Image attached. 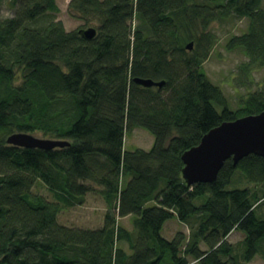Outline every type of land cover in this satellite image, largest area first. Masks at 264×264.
Instances as JSON below:
<instances>
[{
	"label": "trees",
	"instance_id": "obj_1",
	"mask_svg": "<svg viewBox=\"0 0 264 264\" xmlns=\"http://www.w3.org/2000/svg\"><path fill=\"white\" fill-rule=\"evenodd\" d=\"M263 1L71 0L73 17L98 24L89 40L55 18L56 0H12L11 16L0 17V264L264 259V157L227 160L213 183L189 186L182 173L183 154L212 128L264 112V85L232 110L203 69L215 44L211 24L232 15L250 23L229 48L245 51L244 70L264 67ZM136 78L165 84L144 87ZM135 128L153 134L149 150H126ZM37 131L69 145L7 143L13 133ZM238 171L254 190L236 185ZM38 182L53 201L34 192ZM97 188L108 208L100 228L60 224L65 208ZM129 215L133 231L118 222ZM174 218L189 235L163 236ZM239 231L241 254L228 240Z\"/></svg>",
	"mask_w": 264,
	"mask_h": 264
},
{
	"label": "rangeland",
	"instance_id": "obj_2",
	"mask_svg": "<svg viewBox=\"0 0 264 264\" xmlns=\"http://www.w3.org/2000/svg\"><path fill=\"white\" fill-rule=\"evenodd\" d=\"M70 1L71 0H56L60 12L55 14V18L63 22L64 27L68 32L78 29H88L90 27L98 28V24L96 23L85 25V22L82 19L73 17L69 10ZM196 1L202 2L205 0ZM261 7L264 8V1L262 2ZM12 10V0H0L1 18L11 16L13 12ZM249 23L250 21L248 18L232 15L229 18L213 22L209 28L215 36V44L210 51L208 59L203 64V69L210 81L223 90L228 99L229 108L232 110L240 109L244 100L264 85V67L250 71L244 70L243 66L249 61L245 51L240 47L231 49L228 45L229 40L233 36L241 35L248 31ZM133 24L136 26L138 20H134ZM218 110L221 111L222 108H218ZM30 134L38 138L51 139L40 131L32 132ZM153 142L154 136L151 132L143 128H135L127 132L124 145L128 151H134L136 149L149 150L152 147ZM236 178L240 179L236 184L237 186L249 187L254 190L255 185L249 184L244 178H242L239 171L236 173ZM228 188L230 189L232 186L229 185ZM99 190L100 189L97 188L96 191L89 193L83 204L65 208L58 217L60 224L83 229L100 228L102 226L101 215L103 207L106 208L107 204L98 192ZM34 192L44 195L51 201L54 200L52 192L40 182L34 187ZM260 212L264 213V204L261 207ZM118 222L123 227L126 226L127 229L133 231L132 219H118ZM180 231L185 232L187 235L190 234V228L181 224L177 219H171L165 226L163 236L172 240ZM243 239L244 233L241 231L234 232L228 239L233 244L235 253L241 254L243 250ZM123 246L127 248L126 243H123ZM203 249H206V246L203 245ZM165 260H169V258H166ZM247 264H264V259L261 255H257Z\"/></svg>",
	"mask_w": 264,
	"mask_h": 264
},
{
	"label": "water",
	"instance_id": "obj_3",
	"mask_svg": "<svg viewBox=\"0 0 264 264\" xmlns=\"http://www.w3.org/2000/svg\"><path fill=\"white\" fill-rule=\"evenodd\" d=\"M80 34L89 40L97 35V29H81ZM191 50L193 43L188 45ZM135 81L144 87H162L164 81L136 78ZM7 143L24 148L52 150L68 146L64 140L43 139L29 133H13ZM250 155L264 157V112L225 121L207 132L199 145L187 150L184 162L183 178L189 186L197 183H213L227 160L238 164Z\"/></svg>",
	"mask_w": 264,
	"mask_h": 264
},
{
	"label": "crops",
	"instance_id": "obj_4",
	"mask_svg": "<svg viewBox=\"0 0 264 264\" xmlns=\"http://www.w3.org/2000/svg\"><path fill=\"white\" fill-rule=\"evenodd\" d=\"M104 200V199H103ZM107 207L105 208V207H103V212H102V215H101V222H102V224L101 225H103V222H104V216H105V213H106V211H107ZM121 220H125V219H132V221H133V219H134V216H131V215H129V216H126V217H123V218H120ZM174 219H177V218H174ZM178 220V219H177ZM170 221V220H169ZM169 221H167L166 222V224H165V226L167 225V223L169 222ZM179 221V220H178ZM180 222V221H179ZM181 224H183L182 222H180ZM185 225V224H184ZM186 226V225H185ZM124 227H126V226H124ZM127 228V227H126ZM164 229H165V227H164ZM163 232H164V230H163Z\"/></svg>",
	"mask_w": 264,
	"mask_h": 264
}]
</instances>
